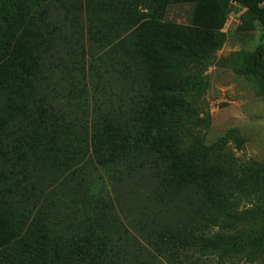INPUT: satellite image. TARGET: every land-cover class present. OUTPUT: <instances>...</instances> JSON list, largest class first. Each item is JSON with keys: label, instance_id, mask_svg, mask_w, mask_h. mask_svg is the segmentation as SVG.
Instances as JSON below:
<instances>
[{"label": "trees", "instance_id": "16d2710c", "mask_svg": "<svg viewBox=\"0 0 264 264\" xmlns=\"http://www.w3.org/2000/svg\"><path fill=\"white\" fill-rule=\"evenodd\" d=\"M48 1L1 0L0 54L10 53L9 42L25 16L37 18L49 31ZM151 1L128 0L130 7L121 8L110 0L104 12L113 13L109 22L117 24L120 12L129 17L133 8H150ZM235 1L264 30V0ZM96 15L92 21L100 23ZM92 28L91 41L101 48L100 55L90 57L81 81L67 82L85 92V100L77 98L74 87L60 94L62 82L56 75L45 76L41 70L28 74L26 81L44 89L48 104L37 118L27 111L22 121L11 122L5 175L11 183L0 190V207L9 214L16 241L0 247V264H205L202 259L210 256H217L220 264H264V205L238 210L212 202L211 214L203 216L206 221L188 227L142 204L134 215L121 203L118 191L154 202L172 195L178 180L193 176L184 168L203 163L207 153L194 150L188 161L177 156L178 165L183 164L180 172H160L157 165L144 170L137 161L145 151L195 119L186 111L176 113L161 97L155 111L159 122L152 123L150 90H133L134 60L120 63L113 52L108 54L113 46L104 44L111 42V33ZM235 65L264 100V45ZM261 177L258 170H248L242 185L259 183Z\"/></svg>", "mask_w": 264, "mask_h": 264}, {"label": "rangeland", "instance_id": "374dc122", "mask_svg": "<svg viewBox=\"0 0 264 264\" xmlns=\"http://www.w3.org/2000/svg\"><path fill=\"white\" fill-rule=\"evenodd\" d=\"M109 3L49 0L48 32L37 18L25 16L17 23L10 53L0 54V190L11 183L5 175L12 119L22 121L27 111L37 118L40 109H47L44 89L27 82L28 74L41 70L45 76L56 75L62 82L60 94L74 87L77 98L85 100V92L67 82L81 81L90 57L100 55L101 48L91 41L92 27L97 25L111 33V42L104 44L113 46L108 54L113 52L120 63L128 57L134 60L133 90L138 94L150 90L154 105L148 107V118L152 123L159 122L155 111L161 97L176 113L186 111L195 119L193 125L173 131L165 141L146 150L137 162L144 170L157 165L160 172H167L183 168L177 156L188 161L194 150L204 148L207 153L203 163L184 168L193 176L178 180L176 191L159 202L118 191L127 211L135 215L142 204L166 212L177 225L191 227L206 221L203 216L211 214L212 202L238 210L264 205V100L252 82L237 74L235 65L264 45L263 27L235 0H152L150 8H133L129 17L120 12L117 24L109 22L113 13L104 12ZM116 5L130 7L128 0H116ZM96 14H100V23L92 21ZM229 15L233 21L226 28ZM1 29L0 23V33ZM182 62L189 65L181 66ZM161 90L192 91L174 94ZM248 170H258L262 175L259 183L242 185ZM0 214L4 216L0 247H4L16 241V231L10 226L9 214L2 209ZM201 262L220 264L217 256Z\"/></svg>", "mask_w": 264, "mask_h": 264}, {"label": "built area", "instance_id": "2783aa9c", "mask_svg": "<svg viewBox=\"0 0 264 264\" xmlns=\"http://www.w3.org/2000/svg\"><path fill=\"white\" fill-rule=\"evenodd\" d=\"M232 21H233L232 15H229L228 16V19L226 21L228 23H227V25L225 24L226 28H228L230 26V24H231ZM224 29H225V27H224Z\"/></svg>", "mask_w": 264, "mask_h": 264}]
</instances>
